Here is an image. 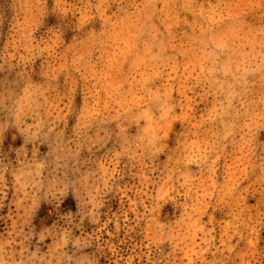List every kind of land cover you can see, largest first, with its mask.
<instances>
[{
  "label": "clouds",
  "instance_id": "clouds-1",
  "mask_svg": "<svg viewBox=\"0 0 264 264\" xmlns=\"http://www.w3.org/2000/svg\"><path fill=\"white\" fill-rule=\"evenodd\" d=\"M134 261L264 264V0H0V264Z\"/></svg>",
  "mask_w": 264,
  "mask_h": 264
},
{
  "label": "rangeland",
  "instance_id": "rangeland-1",
  "mask_svg": "<svg viewBox=\"0 0 264 264\" xmlns=\"http://www.w3.org/2000/svg\"><path fill=\"white\" fill-rule=\"evenodd\" d=\"M133 182L130 181V183ZM131 198L132 192H129L124 199L119 196L114 198L110 207L107 210H102V215L97 225L105 240L120 244L125 256L131 254L136 241V229L133 227L135 213L128 210ZM124 212L127 213V220L124 218ZM133 264H135V261Z\"/></svg>",
  "mask_w": 264,
  "mask_h": 264
}]
</instances>
